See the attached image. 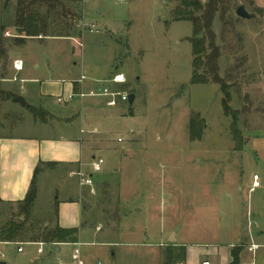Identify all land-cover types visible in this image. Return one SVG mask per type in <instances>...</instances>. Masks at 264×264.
<instances>
[{"label": "rangeland", "instance_id": "374dc122", "mask_svg": "<svg viewBox=\"0 0 264 264\" xmlns=\"http://www.w3.org/2000/svg\"><path fill=\"white\" fill-rule=\"evenodd\" d=\"M55 5L50 32L25 37L20 44L17 1L0 0V50L7 51L6 59L1 53L0 57L8 67L11 51V57L26 60L31 77L38 79L0 88L19 95L23 86L30 107L43 113L3 101V131L23 136L57 134L50 126L64 124L58 120L62 105L40 93L41 86L42 92L57 93L61 79L82 74L109 79L122 72L127 83L120 88L135 96L132 103H123V116L93 134L102 148L110 142L113 152L98 155L104 160L101 172H93L91 158L83 166V172L95 180V193L85 191L82 201L91 224L82 236L83 256L96 257L98 249H106L107 259L109 247L92 242L127 239L138 244L116 250L119 264H163L167 250L174 252L171 264L185 263L183 241L228 243L241 228L243 240L233 250L238 253L237 264L248 259L244 235L250 224L256 220L264 231V214L251 215L264 202V149L252 144L254 138L264 143V0H224L214 22L221 51L219 75L237 119L224 112L226 95L220 84L191 82L196 32L191 21L177 20L176 10L184 8L181 0H55ZM240 5L254 17H239ZM46 11L47 6L40 8L41 13ZM69 25L75 37L51 35L53 31L67 34ZM199 72L204 73L203 68ZM193 116L198 122L193 135L201 130L200 139L192 138ZM72 127L79 132L80 120ZM50 169L37 176L39 191L30 218L43 228L56 220L58 198L78 190V177L69 178L66 168ZM254 174L262 186L250 193ZM11 217V207L0 203V226ZM252 227L259 237L255 223ZM96 228H101L103 237ZM123 231L131 235L122 236ZM173 233L176 239L170 242ZM259 238L264 243V234ZM182 248L184 257L177 258ZM30 257L28 251L18 253L17 246L0 245V261L7 264H29ZM260 258L264 260V254ZM198 261L194 258L192 263Z\"/></svg>", "mask_w": 264, "mask_h": 264}, {"label": "crops", "instance_id": "0c3cea01", "mask_svg": "<svg viewBox=\"0 0 264 264\" xmlns=\"http://www.w3.org/2000/svg\"><path fill=\"white\" fill-rule=\"evenodd\" d=\"M73 51L75 52L76 49L73 48ZM6 52L7 51L4 48L0 50V53L4 58L6 57ZM8 53L10 57V63L8 64V67H6L4 64V60L6 58L4 59L0 57L1 77L5 79H12L14 77H17L18 81H21L22 83H27L28 81L36 83L38 79L31 77L30 74L32 73L31 71H28L29 68L26 67V60L21 58L24 61V68L22 71L16 72L13 69L12 64L15 59L20 58L11 57V51ZM35 68H38V66L36 65ZM7 69L10 73L8 75L6 74ZM12 73L13 75L11 76ZM116 73H113V75ZM79 78L80 77L61 79L60 81H58L61 85H58L57 93H54L53 95L48 94L49 91L42 92L41 86L40 95L43 97H54L55 99H57L59 95H68L71 92L98 89L100 88L99 83L108 80L99 76H93L92 78L87 77L84 83H78L76 82V80ZM125 78L127 83L126 75ZM18 81H0V87H2L3 84L5 85L10 82ZM123 85L110 86L121 89L120 87H122ZM2 90L11 92V89ZM25 94L26 91L24 90V87L21 86V94L19 95H22L24 98H26ZM16 95L18 96V94ZM28 105L29 107H25L26 109H29L31 106L30 104ZM61 105L62 116L60 115L61 119L59 117L58 120L64 124L50 126V130L52 131V133H55L56 130L59 131L57 132V134H48L47 136H23L13 134L9 135L6 134L2 128H0L1 204L10 205L25 199L33 182L35 169L37 167H40V172L42 170L45 171L46 168H51L50 170L55 171L59 167H64L67 169L69 178L78 177L76 173L79 171L83 172V166L86 164V161H88V159L91 158L93 161L95 158L100 157L98 156L99 154L113 152V146L110 142H108L107 144L105 143L106 147L102 148L99 146V144H101L102 142H100V139H97L96 136H93V134L101 132L102 127L106 126V124L118 119V116L124 115L122 112L123 110L121 109L123 103L118 105L117 107H107L105 105L104 98H75L74 100L63 103ZM41 108L44 110L43 112H49V110L45 107ZM76 120H80L79 132L75 131L72 127ZM252 144L255 149H264V143H261L258 138H254ZM261 186L262 185H260L254 191L250 192V189L252 187L251 184L249 186V192L254 193L259 190ZM38 187L39 186H37V196L39 191ZM239 189L243 190L241 186L239 187ZM85 191L87 193H90V188L80 187L78 178V190L74 193L72 192L63 200H60V198H58V202H56V204H59L57 223L60 227L65 229L77 228L78 233L76 241L50 243L44 241L0 242V245L17 246V252L21 254L28 251L31 255L29 264H76L72 260V254L77 244H80L81 259L83 260L84 264H119L118 254L116 250L118 248H128L136 246L138 244L137 241L127 239L123 241L107 240L102 238V242H92L91 245L109 247L110 256L107 259L104 257V253L106 254V249H98V256L96 257H89L88 255L83 256L82 254V236L85 235V230L89 229L86 226L91 225L88 222L89 219L85 216V204L82 203L84 196H86ZM259 204L260 206L258 207V209H255V213L252 211L251 215L253 214L257 217H260L259 215L264 214V202H259ZM254 223L257 230H259V225H256V220L254 221ZM254 223L252 225H254ZM252 225L250 224V232L247 235H244V237L248 241L247 246L251 243H255L261 246L256 252V264H264V260L260 258V254H264L262 251L260 252L261 249H264V243L259 241V237L264 234V231L259 230L258 233L260 236L256 237ZM94 230L97 235L101 234L102 232L101 228H96ZM126 232L127 231H123L121 235H131V233ZM173 234V239L175 240V233ZM101 235L103 237V234ZM171 237L169 239L170 242L173 241ZM242 240L243 233L241 231V228H239V230L237 229V231H235V233L233 234V240L229 241L228 243L220 241H183L180 244L187 246L186 260L184 264H193L192 260L194 258L197 261L199 259L198 263L194 264H200L203 261H209L211 264H231L233 262V248L235 246H238ZM40 243H43V245L41 246L43 248V251L41 253L39 252ZM141 244L145 245L144 243H140V245ZM21 245H23L24 247H22ZM247 246L245 248V254L248 256V259L242 260L241 264H251L250 261L252 258V254L248 251ZM19 248H22V251H19ZM165 261L166 259L164 260L163 264L165 263Z\"/></svg>", "mask_w": 264, "mask_h": 264}, {"label": "trees", "instance_id": "16d2710c", "mask_svg": "<svg viewBox=\"0 0 264 264\" xmlns=\"http://www.w3.org/2000/svg\"><path fill=\"white\" fill-rule=\"evenodd\" d=\"M16 17L15 23L18 29L22 30V36L17 37L16 41L20 44L25 42V37H39L46 35V32L50 30V16L53 9H55V0H16ZM184 8L176 10L177 20H188L194 25V32H196V38L192 39L193 44V74L192 83H208L210 80L216 84H220L222 91L225 92L223 98V108L226 115L233 114L237 119V113H232L229 105L230 94L223 79L219 75L220 64L219 59L221 51L216 44V33L214 30V22L220 9L223 7L224 0H207L202 3L200 0H181ZM53 2V3H52ZM47 6L46 13H41L40 8ZM70 25L67 28V34H62L53 31L52 36L58 37H73L74 33ZM60 31H64L60 29ZM50 32V31H49ZM204 34L203 38H199L200 34ZM208 41V45L206 42ZM204 70V73H200L199 70ZM208 75L210 77H208ZM17 95L12 92H6L0 88V104L3 101H9L15 98ZM29 110L38 114L40 110L30 107ZM40 114L41 113L40 111ZM198 122L197 116H193L190 120V130L193 139H200L202 132L197 135H193L194 129H196ZM0 128L2 124L0 122ZM234 133L238 134L236 125L234 124ZM2 136V134H1ZM40 172V167L35 169V175L27 196L22 201H18L13 204H8L11 207L12 217L0 226V242H38L44 241L50 242H71L76 241L78 229L71 228L65 229L59 226L57 223L58 205L56 204L55 221H49V226L41 227L36 223L31 222L33 207L37 198V185L36 177ZM54 223V224H53ZM53 224V225H52ZM179 254H176L177 258L184 257V248ZM234 261L233 264L238 263V253L236 249L233 250ZM174 252L168 250L166 252V261L164 264H171L172 255Z\"/></svg>", "mask_w": 264, "mask_h": 264}, {"label": "built area", "instance_id": "2783aa9c", "mask_svg": "<svg viewBox=\"0 0 264 264\" xmlns=\"http://www.w3.org/2000/svg\"><path fill=\"white\" fill-rule=\"evenodd\" d=\"M93 29L94 26H91ZM9 35V33H7ZM13 69L16 72H20L24 68V61L22 59H15L13 61ZM87 79V76L85 74H82L79 79L76 80L78 83H84V81ZM18 81L17 77H14L12 79H5L2 78L0 75V81ZM109 83V85H104L98 89H90L88 91H78V92H71L68 95H59L57 97V102L60 104L69 102L74 100L75 98L79 99H85V98H104L105 99V105L107 107H117L118 105L125 103L129 101L130 95L123 91L122 89H119L117 87H112L110 85H123L126 83V78L123 73H116L112 77H110L106 81H102ZM101 82V83H102ZM121 140V139H120ZM104 164V160L102 157H97L92 161V169L93 172L98 173L102 171ZM76 175L79 178V185L80 187H89L91 193H95V183L94 178L92 174H87L85 172L79 171L76 173ZM261 185L260 178L257 174L253 176L252 181V187L250 189V192L254 191L256 188H258ZM43 243H40L39 252L41 253L43 251V248L41 247ZM261 246L255 243H251L247 246L248 251L252 254V258L250 263L256 264V252ZM19 251H22V248H19ZM72 260L76 264H84L83 260L81 259V252H80V244L76 245V248L72 254ZM177 264H184V263H177ZM200 264H211L209 261H203Z\"/></svg>", "mask_w": 264, "mask_h": 264}, {"label": "water", "instance_id": "95a60500", "mask_svg": "<svg viewBox=\"0 0 264 264\" xmlns=\"http://www.w3.org/2000/svg\"><path fill=\"white\" fill-rule=\"evenodd\" d=\"M236 14L242 18H253L254 17L253 14L247 12L244 5H240L239 7H237ZM17 32H22V30L17 29ZM199 37H203V34H200ZM134 98H135V96L133 94H131L129 97V102L132 103L134 101ZM13 101L16 103H19L23 107H27V108L29 107V105L27 104V101L25 100V98L22 95L16 96L13 99ZM171 239H173V235H172ZM0 264H7V263L5 261H1Z\"/></svg>", "mask_w": 264, "mask_h": 264}]
</instances>
